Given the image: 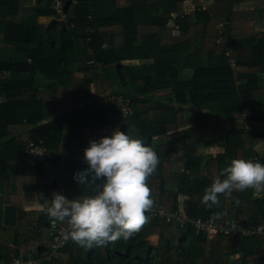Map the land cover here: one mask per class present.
<instances>
[{"label":"trees","instance_id":"16d2710c","mask_svg":"<svg viewBox=\"0 0 264 264\" xmlns=\"http://www.w3.org/2000/svg\"><path fill=\"white\" fill-rule=\"evenodd\" d=\"M184 1L76 0L60 21L50 0H0V73L9 72L0 78V264L49 255L53 235L68 225L25 207L41 194L95 195L103 178L86 187L74 174L88 167L89 141L116 130L159 159L147 223L104 246L67 239L40 264H264V234L209 239L155 212L182 204L191 217L221 212L264 228V191L234 190L218 208L201 203L232 159L264 164V7L192 0L185 13ZM94 84L109 92L94 96ZM29 140L52 156L37 162L25 151ZM5 204L16 207L13 226L3 224ZM150 235L155 244L144 241Z\"/></svg>","mask_w":264,"mask_h":264},{"label":"clouds","instance_id":"9594fccd","mask_svg":"<svg viewBox=\"0 0 264 264\" xmlns=\"http://www.w3.org/2000/svg\"><path fill=\"white\" fill-rule=\"evenodd\" d=\"M84 159L88 167L74 178L86 187L103 178L95 195L69 199L53 192L51 199H43L41 194L26 210L45 213L53 225L66 222L69 231L65 239L86 248L130 239L147 223L145 213L154 203L148 180L159 164L157 154L141 140L116 130L98 141H89ZM221 175L225 178L216 176L204 189L201 203L206 209L220 207V196L228 197L234 190L264 191V164L259 162L232 159ZM213 215L219 220L223 213Z\"/></svg>","mask_w":264,"mask_h":264},{"label":"built area","instance_id":"2783aa9c","mask_svg":"<svg viewBox=\"0 0 264 264\" xmlns=\"http://www.w3.org/2000/svg\"><path fill=\"white\" fill-rule=\"evenodd\" d=\"M75 3L76 0H50V7L55 11L58 20L66 21V7ZM91 62L92 61H89V63ZM231 63L233 65L234 61L231 60ZM122 103L123 115L130 114L131 112L128 107V100H122ZM25 151L32 154L36 158L37 162H44L52 156L51 151L46 146L40 143H34L31 140L27 142ZM155 212L167 222L174 221L178 226L190 225L196 231L201 232L209 239L214 238L218 234H240L244 236L264 234L263 226L254 225L252 223H244L233 217H224L222 215L219 220L215 219L214 215L206 217H191L187 214L182 204H180L179 208L173 212H166L162 207L157 208ZM151 214H154V212ZM68 230V227H59L57 229L53 238L49 242V246L51 248L49 255L42 257L28 256L26 259L15 258L10 264H40L43 260L48 261L50 255L53 253L52 251L61 247L67 240L65 239V235Z\"/></svg>","mask_w":264,"mask_h":264},{"label":"crops","instance_id":"0c3cea01","mask_svg":"<svg viewBox=\"0 0 264 264\" xmlns=\"http://www.w3.org/2000/svg\"><path fill=\"white\" fill-rule=\"evenodd\" d=\"M212 0H202V5L203 7L205 5H207L208 3H211ZM264 7V0H257V1H254L253 3H249V4H241V5H238L236 8L238 9H245V8H255V7ZM194 9V3L192 0H185L184 3H183V11H185V13L187 12H190ZM49 18V17H40L39 18V21L40 22H43V23H47V21L45 22V20ZM169 26H172L171 22H169L168 24ZM1 52H5L2 47H0V55L2 54ZM5 54V53H4ZM133 62V61H132ZM134 62H137V61H134ZM9 76V72L8 71H5L3 73H0V78H6ZM81 76V73H79V77ZM264 76V74H263ZM92 92V91H91ZM93 93V92H92ZM94 94V93H93ZM94 96H101V95H95ZM4 100V97H3V94L0 92V102ZM31 206H27L25 208H30Z\"/></svg>","mask_w":264,"mask_h":264},{"label":"rangeland","instance_id":"374dc122","mask_svg":"<svg viewBox=\"0 0 264 264\" xmlns=\"http://www.w3.org/2000/svg\"><path fill=\"white\" fill-rule=\"evenodd\" d=\"M49 19L50 18H47L45 20V22L46 21L49 22ZM76 76L79 77V73H76ZM90 88H91V91L95 95H101V96H103L104 94H106L107 92H109V91H107V90L104 89L103 84H94V85H91ZM260 145L262 146V143ZM216 150H218V148H216V147H214V149H212V151H216ZM44 199H48V198H44ZM46 231L47 230H44L43 232L46 233ZM144 241L147 242V243H150V244H155L157 242V236L156 235H150V236L146 237Z\"/></svg>","mask_w":264,"mask_h":264},{"label":"water","instance_id":"95a60500","mask_svg":"<svg viewBox=\"0 0 264 264\" xmlns=\"http://www.w3.org/2000/svg\"><path fill=\"white\" fill-rule=\"evenodd\" d=\"M16 220V207L13 204L3 206V224L13 226ZM47 224V222H45Z\"/></svg>","mask_w":264,"mask_h":264}]
</instances>
